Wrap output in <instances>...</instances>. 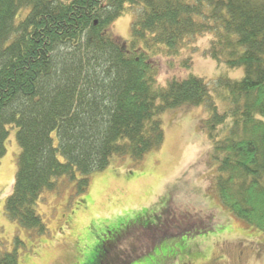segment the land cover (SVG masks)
<instances>
[{"label":"trees","instance_id":"1","mask_svg":"<svg viewBox=\"0 0 264 264\" xmlns=\"http://www.w3.org/2000/svg\"><path fill=\"white\" fill-rule=\"evenodd\" d=\"M129 10L131 53L108 34ZM205 34L219 67L244 70L240 80L217 79L228 91L225 113L203 79L159 86L151 62L160 46L177 54L186 38ZM185 105L208 114L212 190L264 238V0H0V166L15 128L21 153L5 215L22 229L48 234L38 204L45 192L61 193L60 180L83 194L112 158L138 164L162 150L161 115ZM167 199L158 224L121 228L96 264H132L166 240L214 229L213 215L179 217ZM1 245L0 264H20Z\"/></svg>","mask_w":264,"mask_h":264},{"label":"rangeland","instance_id":"2","mask_svg":"<svg viewBox=\"0 0 264 264\" xmlns=\"http://www.w3.org/2000/svg\"><path fill=\"white\" fill-rule=\"evenodd\" d=\"M135 19L136 13L129 10L108 30L130 53ZM213 39L212 34L186 38L173 55L160 46L151 62L158 68L159 86L172 79H203L218 111L225 113L228 91L217 85V79L240 80L244 70L219 67L208 53ZM137 51H145L144 46L140 44ZM207 116L205 108L192 105L166 111L161 115L166 136L162 150L138 164L128 157L112 158L107 169L90 176L89 189L83 194L76 193V182L60 180L63 195L45 192L38 204L48 228L44 236L31 234L5 215L21 153L17 130L10 129L0 166L2 248L17 251L20 264H96L103 242L117 239L121 228L158 224L161 214H157L167 208L169 197L179 217L213 215L214 229L166 240L132 264H264L261 233L229 213L212 190L216 168L210 164L213 146L204 128ZM179 178L181 182L174 181Z\"/></svg>","mask_w":264,"mask_h":264}]
</instances>
